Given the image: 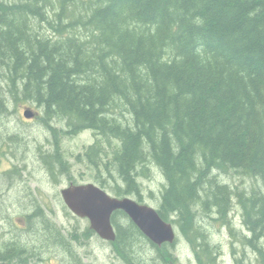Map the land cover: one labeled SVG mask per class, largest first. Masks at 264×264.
<instances>
[{"label": "trees", "instance_id": "obj_1", "mask_svg": "<svg viewBox=\"0 0 264 264\" xmlns=\"http://www.w3.org/2000/svg\"><path fill=\"white\" fill-rule=\"evenodd\" d=\"M0 64V113H10L12 96L39 106L44 122L95 130L102 139L86 155L110 166L116 196L141 197L139 179L156 165L166 180L158 211L190 237L202 264H214L218 250L198 213L234 236L239 210L237 238L255 258L242 250L236 264H264V0H0ZM41 158L54 177L67 166L58 149ZM32 216L68 250L79 238L41 207ZM113 223L118 252L131 256V239L143 233L123 211ZM151 244L172 258L168 246ZM27 251L9 239L0 264H28Z\"/></svg>", "mask_w": 264, "mask_h": 264}, {"label": "rangeland", "instance_id": "obj_2", "mask_svg": "<svg viewBox=\"0 0 264 264\" xmlns=\"http://www.w3.org/2000/svg\"><path fill=\"white\" fill-rule=\"evenodd\" d=\"M7 97L9 109L13 112L0 113V246H4L9 239H16L28 250L23 254L25 257L29 255L28 264H80L81 262L109 264L111 258L109 246L100 238L94 237L91 242L87 240L88 237L84 238L85 240L71 239L73 243H69L68 250L61 244L53 242L52 236L50 238L44 233L42 218L32 216L30 222L27 219V215L33 214L37 207H41L46 218L55 222L66 236L70 235V231L77 230L80 235L88 232L89 220L75 216L69 210L63 202L61 190L71 181L94 182L95 170L86 152L89 151L87 147L98 139L97 133L89 130L77 137H68L60 130L61 132L56 134L53 131L49 134L45 127L46 122L38 113L41 109L35 103L25 99L16 102L14 97ZM26 108L36 111L38 117L30 122L25 121L27 117L23 113ZM113 143H115L114 140ZM50 144L52 151L58 149L67 163L62 174L56 175V178L54 176L51 178L52 174L46 173L44 163H41V153L47 152L45 149H50ZM107 145L105 149H112L109 144ZM38 159L41 161L39 162ZM27 162L30 165L29 170L26 167ZM15 167L18 170L12 172ZM22 168L25 170L23 173ZM149 173V176H141L139 179L143 190L142 196H131L141 203L158 208L160 191L166 180L156 165L150 166ZM220 179L229 184L244 187H249L251 184L250 179L237 174H221ZM111 181L106 190L115 195L113 186L116 183ZM239 213V210H235L231 214L235 228L234 236L230 233L228 226H224L218 218L198 213V222L202 224L210 242L218 250V258L214 264H236V256L241 254L242 250H245L248 257H254L253 248L245 247L239 242L245 234ZM176 228V247H174L175 244L168 245L172 254L169 261L162 262L147 238L145 243L141 242V237L131 239L136 244L133 254L139 255L141 252H146L144 254L148 256V264H202L203 259L199 258L194 242L178 225ZM80 253L85 256L82 257ZM31 254L34 256L30 257ZM78 254L81 256L79 261ZM114 256L112 251V261ZM13 264L16 262L14 261Z\"/></svg>", "mask_w": 264, "mask_h": 264}, {"label": "water", "instance_id": "obj_3", "mask_svg": "<svg viewBox=\"0 0 264 264\" xmlns=\"http://www.w3.org/2000/svg\"><path fill=\"white\" fill-rule=\"evenodd\" d=\"M34 115L26 108L24 116ZM64 204L78 217L89 220L90 228L102 239L114 241L117 238L113 215L123 211L139 230L154 244H173L177 239L174 224L165 220L158 209L141 203L130 195L115 196L103 187L93 183L70 184L61 190Z\"/></svg>", "mask_w": 264, "mask_h": 264}, {"label": "flooded vegetation", "instance_id": "obj_4", "mask_svg": "<svg viewBox=\"0 0 264 264\" xmlns=\"http://www.w3.org/2000/svg\"><path fill=\"white\" fill-rule=\"evenodd\" d=\"M38 108H40L39 106H38ZM41 109V108H40ZM42 110V109H41ZM41 116H42V118L45 120V114L43 113V112H38ZM10 114V113H9ZM38 117V114H37V112H36V114L33 116V117H31V118H25V119H27V120H25V121H27V122H30V121H32V120H34V119H36ZM64 124V125H63ZM45 127H46V130L49 132V134H51L52 133V131L54 130V129H52V128H55V130L57 129V128H59V129H61L62 130V132L63 133H65V135H68V137H77V136H79L80 134H82V133H84V132H87V131H89V130H91V131H95V130H92V129H84V130H82V131H78V132H73L72 130H71V128L68 126V121L64 118V120H57V119H55V118H53V119H51V120H49V121H47L46 122V125H45ZM62 127V128H61ZM69 127V128H68ZM54 133V132H53ZM98 135V134H97ZM99 138H100V135H98V139H96L95 140V142H93L91 145H89L87 148L89 149L90 148V146H92V145H94L95 143H96V141L97 140H99ZM110 146V145H109ZM40 148H42L41 146H40ZM52 148V145L50 144V149H45V150H47V152H52V150L53 149H51ZM87 149V150H88ZM108 150V149H107ZM98 151H100L99 149H98ZM112 153V149H109L108 150V155H109V158H111L110 157V154ZM98 157H99V160H100V152H99V154H98ZM39 160V162L41 161L40 159H38ZM41 163H44V162H42L41 161ZM99 165V164H98ZM30 165H29V163L27 162L26 163V167H27V170H29L30 169V167H29ZM93 166V169L95 170V174L93 175V179H95L94 180V182L93 183H95V184H97V185H99V186H101V187H103V185H102V183H101V181H107L108 180V182L110 183V182H112L111 180H112V177H111V170H110V166H109V168H105L104 167V169H103V167H101L100 165L99 166H95V164H93L92 165ZM44 168H45V172L46 173H50V175H51V172H50V170L48 169V167L46 166V164L44 163ZM23 170H21L22 171V173L23 172H25V170H24V168H22ZM14 170H18V169H16V167L12 170V172L14 171ZM15 172H17L18 173V171H15ZM20 172V171H19ZM63 172V171H62ZM62 172L60 173V174H62ZM51 178H52V175H51ZM92 179V180H93ZM77 184H78V181L76 182ZM84 183H86V182H84ZM109 183H108V185H109ZM70 184H74V181H71L70 182ZM69 184V185H70ZM69 185H67V186H69ZM105 190H106V188L105 187H103ZM32 193V195H33V191L31 192ZM32 197V196H31ZM30 197V198H31ZM89 229L87 230L88 232L87 233H83V234H78V236H79V238H81V239H83V240H85L84 238H87L88 237V241H92V239L94 238V237H97V238H100L101 239V241H103L104 243H106L108 246H109V249H110V256H111V258H110V261H109V264H112V262H113V264H148V256L147 255H145L144 253H146V252H141V253H143V254H139V255H135V254H132L131 256H124V255H122L121 253H119L118 252V249H117V247H116V239L114 240V241H109V240H105V239H102L95 231H93L91 228H90V226L88 227ZM115 230H116V233H117V235H118V227L115 225ZM89 235V236H88ZM144 235V234H143ZM140 237H141V242H144L145 243V240H146V236L144 235L143 237H142V235H140ZM139 237V238H140ZM148 239V238H147ZM69 243H71V241L69 242ZM73 243V242H72ZM71 243V244H72ZM131 243H133V245H136L134 242H131ZM168 245H170V244H168V243H165V244H163L162 246H168ZM141 246H142V244H141ZM162 246H160V247H162ZM1 247H3V246H1ZM169 247V246H168ZM174 247H176V244L174 245ZM82 248V247H81ZM170 248V247H169ZM81 250V249H80ZM133 250L135 251V249H134V247H133ZM133 250H132V252H133ZM112 251H113V253L115 254V256H114V259H113V261H112ZM78 253H79V250H78ZM81 254V253H80ZM81 256L82 257H84L85 255H82L81 254ZM79 254H78V256H77V260L79 261V259H80V257H81ZM155 258H157V257H155ZM158 259V258H157ZM161 260H162V262L164 261L163 260V258H160ZM164 262H166V261H164ZM80 263V262H79ZM80 264H84L83 262H81Z\"/></svg>", "mask_w": 264, "mask_h": 264}, {"label": "bare ground", "instance_id": "obj_5", "mask_svg": "<svg viewBox=\"0 0 264 264\" xmlns=\"http://www.w3.org/2000/svg\"><path fill=\"white\" fill-rule=\"evenodd\" d=\"M111 6H112V5H111ZM82 18H83V17H82ZM36 24H37V23H36ZM47 25H48V24H47ZM48 26H49V25H48ZM61 26H62V25H61ZM66 27H67V26H66ZM68 27H69V26H68ZM68 27H67V28H68ZM44 29H45V28H44ZM50 29H51V28H50ZM77 37H78V36H77ZM89 44H90V43H89ZM75 50H76V49H75ZM92 51H93V50H92ZM0 65H1V64H0ZM0 68H1V67H0ZM22 88H23V87H22ZM3 99H5V98H3ZM3 99H2V100H3ZM31 110H32V109H31ZM24 111H25V110H24ZM32 111H33V110H32ZM10 112L12 113L13 111L11 110ZM41 112H42V110H41ZM11 113H10V114H11ZM33 113H34V115H35V114H36V111H33ZM23 114H24V113H23ZM34 115H33V116H34ZM33 116H32V117H33ZM30 118H31V117H30ZM68 124H69V123H68ZM70 124H71V123H70ZM72 124H73V123H72ZM63 125H64V124H63ZM72 126H73V125H72ZM74 126H75V125H74ZM74 126H73V128L75 129V127H76L77 125H76L75 127H74ZM61 128H62V127H61ZM68 128H69V127H68ZM52 129H53V128H52ZM75 130H76V129H75ZM75 130H74V131H75ZM57 131H60V129L57 128V129H56V132H57ZM74 131H73V132H74ZM99 131H100V130H99ZM99 134H100V133H99ZM64 135H65V134H64ZM65 136H68V135H65ZM51 141H52V140H51ZM44 145H45V144H44ZM99 152H100V151H99ZM56 155H57V154H56ZM56 155H55V156H56ZM56 157H57V156H56ZM50 159H51V158H50ZM47 160H48V157H47ZM151 162H152V161H151ZM135 167H136V166H135ZM138 174H139V173H138ZM133 175H134V174H133ZM124 188H125V187H124ZM40 217H41V216H40ZM38 218H39V217H38ZM193 218H194V217H193ZM204 222H205V221H204ZM172 223H173V222H172ZM197 223H198V222H197ZM173 224H174V223H173ZM174 226L176 227L175 224H174ZM176 229H177V228H176ZM176 231H177V230H176ZM247 231H248V230H247ZM206 232H207V231H206ZM50 234H51V233H50ZM55 236H56V235H55ZM236 237H237V236H236ZM50 238H52V237H50ZM176 240H177V239H176ZM168 244H169V243H168ZM174 244H175V242H174L173 244H170V245H174ZM248 245H249V244H248ZM157 246H158V245H157ZM161 246H162V245H161ZM159 247H160V246H159ZM214 251H215V250H214ZM139 253H140V252H139ZM238 253H239V252H238ZM130 254H131V253H130ZM217 256H218V255H217ZM217 258H218V257H216L215 260H217ZM245 258H246V257H245Z\"/></svg>", "mask_w": 264, "mask_h": 264}]
</instances>
